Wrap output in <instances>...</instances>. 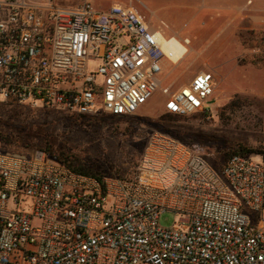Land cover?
<instances>
[{
	"label": "built area",
	"instance_id": "obj_1",
	"mask_svg": "<svg viewBox=\"0 0 264 264\" xmlns=\"http://www.w3.org/2000/svg\"><path fill=\"white\" fill-rule=\"evenodd\" d=\"M159 32L132 6L0 1V103L133 116L160 91L165 113L206 111L214 74L172 91ZM253 55L264 69V34ZM164 212L173 227L160 226ZM0 264H264V147L216 168L154 132L132 179L0 151Z\"/></svg>",
	"mask_w": 264,
	"mask_h": 264
},
{
	"label": "rangeland",
	"instance_id": "obj_2",
	"mask_svg": "<svg viewBox=\"0 0 264 264\" xmlns=\"http://www.w3.org/2000/svg\"><path fill=\"white\" fill-rule=\"evenodd\" d=\"M81 0H52L71 7ZM97 10L113 4L132 6L152 28H161L166 39L176 37L195 59L194 70L216 67L215 89L204 104V114L176 118L170 124L190 134L183 143L200 153L214 167L223 162L222 151L242 143L264 147V69L253 49L264 34V0H88ZM238 9L242 16L237 17ZM163 22L167 27L161 25ZM190 43H185V40ZM180 61V60H179ZM177 62L164 60L165 85L172 91L188 84L195 74L180 73ZM95 62L88 68L97 71ZM210 71V72H211ZM165 96L157 91L133 116L108 114L67 119V114L42 108L0 103V151L21 153L45 147L67 149L105 174L133 178L150 135L159 132L166 114ZM257 154V153H254ZM251 154V155H254ZM173 212L159 218L163 228L178 219Z\"/></svg>",
	"mask_w": 264,
	"mask_h": 264
},
{
	"label": "trees",
	"instance_id": "obj_3",
	"mask_svg": "<svg viewBox=\"0 0 264 264\" xmlns=\"http://www.w3.org/2000/svg\"><path fill=\"white\" fill-rule=\"evenodd\" d=\"M197 113L204 114L205 112L203 111V112H197ZM107 116L123 118V116H115V115H110V114H108ZM75 117L85 118V116H70L69 115L67 116V119H74ZM181 117H184V116L172 115L168 113L164 114L161 119L162 121L159 123L161 127L159 132L166 134L182 143L184 140H188L190 136L189 135L190 133L188 131L182 130L184 128L176 127L170 124V121L176 118H181ZM90 118H94V116H91ZM186 146L189 147L188 145ZM189 148L191 149V147ZM39 150L44 151L49 158L54 159L55 161L59 162L61 165L65 166L66 168L70 169L72 172L76 174L86 175V176L94 177L97 179H102V177H105V176H112V177H117L120 179H126V178H122L119 176L102 173L96 167L90 165L87 161H83L77 155H74L73 153H71L69 150L54 148V146L49 141H46L45 147ZM254 153H257V154L263 153V148L257 150V149L248 147L247 145L242 144V143L234 144L231 147L222 151L221 155L223 158V162H221L220 167H222L233 156H236V155L248 156ZM135 173H136V170H135ZM129 179H132V178H129Z\"/></svg>",
	"mask_w": 264,
	"mask_h": 264
},
{
	"label": "bare ground",
	"instance_id": "obj_4",
	"mask_svg": "<svg viewBox=\"0 0 264 264\" xmlns=\"http://www.w3.org/2000/svg\"><path fill=\"white\" fill-rule=\"evenodd\" d=\"M242 16V10L238 9L237 17ZM158 40L160 42L163 53L166 58L172 62H177L181 60L184 55L188 52L187 47L184 46L178 38L170 37L166 39L162 33H158ZM185 43H190V40L186 39Z\"/></svg>",
	"mask_w": 264,
	"mask_h": 264
},
{
	"label": "crops",
	"instance_id": "obj_5",
	"mask_svg": "<svg viewBox=\"0 0 264 264\" xmlns=\"http://www.w3.org/2000/svg\"><path fill=\"white\" fill-rule=\"evenodd\" d=\"M0 1H3V0H0ZM26 1L31 2V3H44L46 0H26ZM75 5H77V4H75ZM256 18L264 19V17H256ZM188 54H189V49H188V52L184 55V57L178 63V66L183 68V70L180 73H191V74L193 73V74H197L199 72H204V71L207 72V71H209V70H198V71L197 70H194L193 68L195 67L194 64H195L196 60L195 59L189 60L188 59ZM163 65L165 67V65H166L165 62H163ZM212 70L213 71L210 70L212 74L213 73H219V72H217L216 67L213 68ZM192 78H193V76L191 77V79L189 80L188 83L191 82Z\"/></svg>",
	"mask_w": 264,
	"mask_h": 264
}]
</instances>
